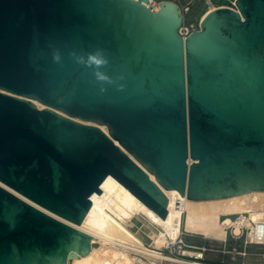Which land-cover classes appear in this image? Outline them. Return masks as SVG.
Segmentation results:
<instances>
[{
	"label": "water",
	"instance_id": "water-1",
	"mask_svg": "<svg viewBox=\"0 0 264 264\" xmlns=\"http://www.w3.org/2000/svg\"><path fill=\"white\" fill-rule=\"evenodd\" d=\"M147 2L0 0V264L89 253L59 218L81 224L109 175L164 221L163 189L264 192V0L186 37L176 3Z\"/></svg>",
	"mask_w": 264,
	"mask_h": 264
},
{
	"label": "bare ground",
	"instance_id": "bare-ground-1",
	"mask_svg": "<svg viewBox=\"0 0 264 264\" xmlns=\"http://www.w3.org/2000/svg\"><path fill=\"white\" fill-rule=\"evenodd\" d=\"M209 11L204 13L203 17ZM33 103L38 108L44 107L37 101ZM90 124L96 125L95 123ZM99 127L107 131L105 126L99 125ZM150 177L155 180L153 175L150 174ZM100 188L99 195L96 192L91 195V207L79 225L70 223L43 209L96 238V240L92 239L89 253L84 256L72 253L68 264H148L142 259L143 257L148 258L152 263L155 258H161L162 254L155 249H160L166 240H174L182 225L181 212L176 210L173 204L177 193L171 196L163 189L171 201L168 208L169 220L164 221L112 176H107ZM185 202L184 229L210 240L222 241L225 238V231L219 220L221 215L248 212L253 221H264V192H247L211 200L186 199ZM135 216H141L153 228L149 234L152 239V249L128 228V223Z\"/></svg>",
	"mask_w": 264,
	"mask_h": 264
},
{
	"label": "built area",
	"instance_id": "built-area-1",
	"mask_svg": "<svg viewBox=\"0 0 264 264\" xmlns=\"http://www.w3.org/2000/svg\"><path fill=\"white\" fill-rule=\"evenodd\" d=\"M163 0H148L144 3L152 11L159 9V2ZM176 3L183 14L188 13L190 4L194 1L203 2L207 9L214 10L219 7L230 8L237 10L236 0H220V3L214 0H189L183 5H179L178 1L172 0ZM185 17V16H184ZM197 26L194 23H186L183 21L181 27L178 29L179 34L182 37L188 36L191 32L197 30ZM162 189V188H161ZM164 192V191H163ZM186 196L179 193L174 196V207L179 210L182 215V225L179 233L174 240H166L164 245L160 249H155L162 254L161 258H155L154 263L148 258L142 259L148 264H249L250 257H256L264 260V251L258 248H264V221H253L250 218L248 212L221 215L219 220L225 231V238L220 241L221 247H210L207 245L206 239L203 238L201 243H195L188 240V237H192L195 234L187 232L184 229L185 218V205ZM135 218V217H134ZM133 218V219H134ZM132 219V220H133ZM131 220V221H132ZM130 221V222H131ZM145 224L141 222L138 230H141ZM237 230V231H236ZM152 231V230H151ZM150 231V232H151ZM136 234V232H134ZM149 243H145L150 249L152 239L150 235H147ZM217 241V240H213ZM230 242V244H228ZM252 248L258 249L259 252L251 251ZM214 256V257H211ZM218 256V258H215ZM261 264H264L262 262Z\"/></svg>",
	"mask_w": 264,
	"mask_h": 264
},
{
	"label": "rangeland",
	"instance_id": "rangeland-1",
	"mask_svg": "<svg viewBox=\"0 0 264 264\" xmlns=\"http://www.w3.org/2000/svg\"><path fill=\"white\" fill-rule=\"evenodd\" d=\"M157 1H159V0H157ZM171 1H172V0H171ZM174 1H176V0H174ZM177 1H178L179 5L181 6V5H183L184 2H186L187 0H177ZM188 1H189V0H188ZM214 1L217 2V3H220V2H221L220 0H214ZM202 4H203V3H200V2H198V1H195V2H194V6H196L197 9H199L200 6H201ZM190 6H191V5H190ZM206 9H207V8H206ZM189 10H190V9H189ZM188 12H189V11H188ZM204 13H206V12H203V13H202V14L196 19L197 25L199 24V22H200L201 18L203 17ZM187 15H188V13H186V14L184 15V16H185V17H184V20H185V21L192 22V23H194L195 26H197V25L195 24V21L193 22L194 18H193V16H192V14H190V15H188V16H187ZM197 28H198V27H197ZM141 222H143V223L145 222V223H144L145 226H144L141 230H138V227H139V225L141 224ZM127 226H128V228H130V230H131L132 232H136V235H137L139 238H141L143 242H145V243H149V242H148L149 239H148V236H147V235L150 234V231H151L153 228H151V227L146 223V221H144V219H143L141 216H138V217L135 216V218H134L131 222H129ZM188 240L191 241V242H195V243H201V242L203 241V237L200 236V235L195 234V235L192 236V237H188ZM206 243H207V245L210 246V247H221V246H222L220 241L206 240ZM228 244H230V242H229ZM258 249H260L261 251H264V248H258ZM258 249L252 248L251 251H253V252H259ZM211 257H214V256H211ZM215 258H218V256H215ZM262 262H264V260H261V259L256 258V257H250L249 260H248V263H249V264H261Z\"/></svg>",
	"mask_w": 264,
	"mask_h": 264
},
{
	"label": "trees",
	"instance_id": "trees-1",
	"mask_svg": "<svg viewBox=\"0 0 264 264\" xmlns=\"http://www.w3.org/2000/svg\"><path fill=\"white\" fill-rule=\"evenodd\" d=\"M188 1V0H187ZM186 1V2H187ZM186 2H184V3H186ZM195 2V1H194ZM194 2H192L190 5V10H189V12H188V15H190V14H192V16H193V18H194V20H193V22L195 21V24L197 25V22H196V19L205 11V9H206V6L204 5V4H202L201 6H200V8L199 9H197L196 8V6H194ZM200 3H203V2H200ZM187 15V16H188ZM186 23H192V22H189V21H185ZM197 27H198V25H197Z\"/></svg>",
	"mask_w": 264,
	"mask_h": 264
},
{
	"label": "clouds",
	"instance_id": "clouds-1",
	"mask_svg": "<svg viewBox=\"0 0 264 264\" xmlns=\"http://www.w3.org/2000/svg\"><path fill=\"white\" fill-rule=\"evenodd\" d=\"M89 62L92 63V64H95V65H101V64H104L106 63V61H104L102 58H100L98 55H92L89 57ZM97 78L99 80H105L107 79L106 76H104L103 74L101 73H97Z\"/></svg>",
	"mask_w": 264,
	"mask_h": 264
}]
</instances>
